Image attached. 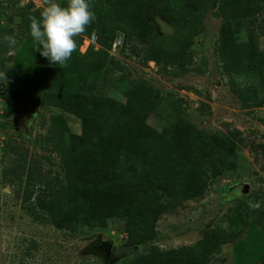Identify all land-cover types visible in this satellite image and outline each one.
<instances>
[{
	"label": "rangeland",
	"instance_id": "1",
	"mask_svg": "<svg viewBox=\"0 0 264 264\" xmlns=\"http://www.w3.org/2000/svg\"><path fill=\"white\" fill-rule=\"evenodd\" d=\"M161 5L149 4L144 17L158 37L172 38L175 28L158 14ZM43 7L45 0H0V264H117L133 256L113 260L105 252L108 245H126L123 218L60 229L36 206L43 190L55 192L66 183L60 152L68 133L82 131L76 114L42 101L41 95L57 84L52 74L27 67V58L39 48L31 36L30 14L39 19ZM260 8L247 19H232L231 34L237 43L251 39L264 62V5ZM224 21L217 7H208L184 59L167 65L153 59V42L110 26L124 41L106 50L96 91L124 103L128 87H151L161 103L147 118L149 125L160 131L169 120H181L209 141L225 137L233 148L221 171L203 175L202 194L175 200L163 196L154 240L145 247L160 252L191 248L209 234L219 240L206 264H264V91L254 97L255 80L227 70L219 44ZM6 35L15 36V46L5 42ZM78 36L81 53L101 49L84 33ZM15 119L26 127L15 128ZM240 242L246 250L237 262Z\"/></svg>",
	"mask_w": 264,
	"mask_h": 264
},
{
	"label": "trees",
	"instance_id": "2",
	"mask_svg": "<svg viewBox=\"0 0 264 264\" xmlns=\"http://www.w3.org/2000/svg\"><path fill=\"white\" fill-rule=\"evenodd\" d=\"M67 3L61 0L62 6ZM151 3H162L158 14L173 24L172 38L158 37L154 25L145 19V9ZM90 4L96 18L84 34L98 43L100 50L81 53L82 38L76 36L77 49L63 68L39 50L27 58L30 71L45 69L53 82L57 80L51 92L41 95L42 101L76 114L82 125L81 135L68 133L67 145L60 152L66 183L55 192L43 190L36 206L60 229L75 230L82 224L123 218L126 245H137L139 250L117 264H206L219 240L214 235L208 234L194 247L170 252L145 246L154 240L155 223L165 207L163 196L175 200L202 194L203 175L217 173L228 163L233 149L230 141L225 137L209 141L181 120H169L159 131L147 123L149 115L160 107L161 96L156 90L141 84L130 86L122 103L99 95L97 79L106 50L119 35L110 26L116 24L122 33L143 43L153 42V59L167 65L184 59L192 39L200 34L204 11L217 7L225 20L219 39L222 60L229 64L228 71L255 80L251 92L256 97L264 91L263 58L251 39L235 41L231 20L256 15L264 0H90ZM243 250L246 247L240 242L237 262L242 260Z\"/></svg>",
	"mask_w": 264,
	"mask_h": 264
},
{
	"label": "clouds",
	"instance_id": "3",
	"mask_svg": "<svg viewBox=\"0 0 264 264\" xmlns=\"http://www.w3.org/2000/svg\"><path fill=\"white\" fill-rule=\"evenodd\" d=\"M95 18L90 0H68L66 6L45 0L40 18H29L31 36L38 42L41 55L63 68L77 49L74 37L83 34ZM4 40L10 47L17 43L14 35H6Z\"/></svg>",
	"mask_w": 264,
	"mask_h": 264
},
{
	"label": "water",
	"instance_id": "4",
	"mask_svg": "<svg viewBox=\"0 0 264 264\" xmlns=\"http://www.w3.org/2000/svg\"><path fill=\"white\" fill-rule=\"evenodd\" d=\"M13 126L17 129H24L26 127V122L24 120L15 119L13 120ZM241 192L246 194L248 192V185L244 184L242 186ZM139 250L137 245H123V246H106L105 252L106 254L112 258L113 260H117L123 256H132L135 252Z\"/></svg>",
	"mask_w": 264,
	"mask_h": 264
},
{
	"label": "built area",
	"instance_id": "5",
	"mask_svg": "<svg viewBox=\"0 0 264 264\" xmlns=\"http://www.w3.org/2000/svg\"><path fill=\"white\" fill-rule=\"evenodd\" d=\"M123 41H124V36H123V34H119L116 38H115V40H114V44H116V43H123Z\"/></svg>",
	"mask_w": 264,
	"mask_h": 264
}]
</instances>
